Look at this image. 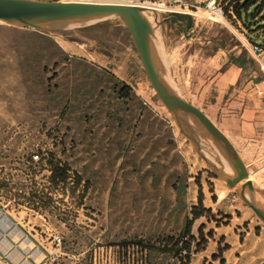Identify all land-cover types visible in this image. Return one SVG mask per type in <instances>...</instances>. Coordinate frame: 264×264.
<instances>
[{"label":"rangeland","instance_id":"obj_1","mask_svg":"<svg viewBox=\"0 0 264 264\" xmlns=\"http://www.w3.org/2000/svg\"><path fill=\"white\" fill-rule=\"evenodd\" d=\"M193 1L185 0L188 8L178 11L243 31L237 45L252 51L249 35L264 52V0L242 3L254 24L252 34L228 0H217L220 15L206 10L208 1L197 11ZM146 12L158 34L150 14L155 11ZM152 40L158 52V40ZM155 57L172 92L183 101L196 96V76L174 71L173 56ZM125 87L130 96L124 98ZM57 164L69 170L65 183L51 181ZM250 165L249 187L228 188L225 180L234 174L223 152L196 121L175 118L164 106L119 18L44 32L0 23V239L19 214L33 213L49 224L48 264H221L224 251L212 249L209 234L231 224L230 218L207 207L218 197L237 205L239 193L262 195L264 168ZM203 209L210 212L195 221L194 211ZM188 230L185 241H195L189 254L181 253L190 260L181 262L175 252L163 250ZM54 237L62 240L60 246L52 243ZM139 243L154 248L143 251Z\"/></svg>","mask_w":264,"mask_h":264},{"label":"crops","instance_id":"obj_2","mask_svg":"<svg viewBox=\"0 0 264 264\" xmlns=\"http://www.w3.org/2000/svg\"><path fill=\"white\" fill-rule=\"evenodd\" d=\"M204 1L209 0H194L191 4L196 6H191L201 11ZM150 14L159 26L158 34L153 33L158 52L152 40L155 55L173 56L174 71L197 77L196 96L185 102L199 109L230 141L246 169L250 164L258 170L264 168V52L257 56L244 44L237 45L235 38H244L243 31L240 34L228 24L219 27L184 12ZM164 67L170 68L169 63ZM205 72L208 78L204 81L201 77ZM248 194L239 193L237 205L218 197L207 207L213 212L223 210L230 218L228 226L211 229L212 249L228 247L222 259L225 264H264V192L256 193L255 198ZM25 214V218L19 214L13 227L3 232L0 260L8 264L50 261L52 235L47 233L48 221L38 214ZM15 231L21 234L17 240L12 238ZM4 242L9 245L6 251L1 250Z\"/></svg>","mask_w":264,"mask_h":264},{"label":"water","instance_id":"obj_3","mask_svg":"<svg viewBox=\"0 0 264 264\" xmlns=\"http://www.w3.org/2000/svg\"><path fill=\"white\" fill-rule=\"evenodd\" d=\"M146 9L130 4L79 2H39L32 0H0V21L17 28L44 32L61 24L88 23L119 18L129 31L143 69L158 98L175 117L187 116L196 121L223 152L234 177L226 179L228 188L246 183L249 175L230 141L197 108L179 98L166 85L159 72L152 44L153 28L144 16Z\"/></svg>","mask_w":264,"mask_h":264},{"label":"trees","instance_id":"obj_4","mask_svg":"<svg viewBox=\"0 0 264 264\" xmlns=\"http://www.w3.org/2000/svg\"><path fill=\"white\" fill-rule=\"evenodd\" d=\"M244 0H233L231 3H229V6H230V9L234 8V14H235V17L237 18L238 21H240L242 23V25L244 27H247V28H250V32L251 34L253 33V22L251 20H249L248 16H247V12H246V9L245 7L242 6V3H243ZM251 3L254 2V0H251L250 1ZM247 38L249 39V41L257 46V47H260L262 48L261 46H259L256 42V40L253 38H250V36L248 35ZM130 89L125 87L124 91L121 92V96L122 97H129L130 95ZM68 168L67 166H63V167H60L58 164L57 165H53V172H52V176H51V181L53 183H65L67 181V179L69 178L68 177ZM199 207L202 209L203 208V194L202 192H200L199 194ZM197 210L194 211V220H198L200 219L203 214H207L209 213L210 211H206L203 209V213H196ZM191 233H190V230H188L186 232V236H184V239L180 240L182 242V249H178V246H179V243H181L180 241H176L174 242V244L171 246V247H168L166 245V247H164V252H175V257H180V261L181 262H184V260H190V258L187 256L186 258H183L181 256V253L183 252V250H185L188 254L190 253V245L192 241H195L194 238H190L189 241H185L186 238L190 237ZM213 234L210 233L209 234V237L212 238ZM170 242H173L172 240ZM139 248H141L143 251L144 250H152L154 247H151L149 245H142V243H139L138 244ZM228 249V247H226L225 249H223V251L225 252L226 250ZM221 264H225L224 261L222 260L221 261Z\"/></svg>","mask_w":264,"mask_h":264},{"label":"built area","instance_id":"obj_5","mask_svg":"<svg viewBox=\"0 0 264 264\" xmlns=\"http://www.w3.org/2000/svg\"><path fill=\"white\" fill-rule=\"evenodd\" d=\"M185 0H145L141 1L139 4L134 6H139L144 9L160 12V13H174V12H184L185 11H178V9L186 10L188 7L184 6ZM217 0H209L208 4L206 6V10L211 13L212 15H220L221 10L216 9ZM189 14V13H187ZM190 15V14H189ZM192 16V15H191ZM212 20V19H210ZM252 51L255 55L262 54V49L260 47L254 46L252 48ZM52 243L60 246L62 243V240L58 237L52 238ZM0 264H8L0 260ZM42 264H48L47 261H44Z\"/></svg>","mask_w":264,"mask_h":264},{"label":"bare ground","instance_id":"obj_6","mask_svg":"<svg viewBox=\"0 0 264 264\" xmlns=\"http://www.w3.org/2000/svg\"><path fill=\"white\" fill-rule=\"evenodd\" d=\"M65 3H67L66 1H64ZM94 2H96V3H104V4H129V2H126V1H122V0H96V1H91V2H79V3H94ZM0 23H3V22H1L0 21ZM4 24V23H3ZM208 65H210V62H208L207 63ZM209 151L207 150V153H208ZM206 153V155H207V157L209 158V155ZM210 153V155H211V152H209ZM211 157V156H210ZM247 182H250V177L248 178V180H247ZM246 182V183H247ZM236 187H239V185L238 186H236ZM20 236H21V234L18 232V231H15V232H13V234H12V238L14 239V240H17V239H19L20 238ZM1 248L2 249H4L5 251L6 250H8V248H9V245L6 243V242H4L3 244H2V246H1ZM41 259V258H40ZM36 261H39V259H37Z\"/></svg>","mask_w":264,"mask_h":264}]
</instances>
